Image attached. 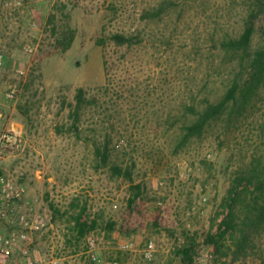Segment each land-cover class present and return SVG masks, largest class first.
Returning a JSON list of instances; mask_svg holds the SVG:
<instances>
[{
    "label": "rangeland",
    "instance_id": "obj_1",
    "mask_svg": "<svg viewBox=\"0 0 264 264\" xmlns=\"http://www.w3.org/2000/svg\"><path fill=\"white\" fill-rule=\"evenodd\" d=\"M161 1L0 0V135L16 134L0 153V169L24 183L27 199L51 223L34 235L28 257L2 264L53 258L56 264H182L178 250L192 237L193 264H264V223L248 240L247 255L236 257L237 234L220 226L233 178L251 162H264V78H253L249 52L222 45L240 34L253 0H176L160 19L141 18ZM52 13L75 30L67 50L48 48L55 41L46 30ZM115 32L132 35L134 44L110 43L107 35ZM261 45L259 25L250 50ZM235 80L236 99L184 143L190 107L218 101ZM15 85L17 94L8 96ZM80 86L93 103L83 111L78 137L68 128ZM95 142L108 147L110 164L130 167L142 185L132 215L130 182L109 166L97 167ZM76 199L88 203L97 222L83 236L71 222ZM259 200L264 205V195Z\"/></svg>",
    "mask_w": 264,
    "mask_h": 264
},
{
    "label": "trees",
    "instance_id": "obj_2",
    "mask_svg": "<svg viewBox=\"0 0 264 264\" xmlns=\"http://www.w3.org/2000/svg\"><path fill=\"white\" fill-rule=\"evenodd\" d=\"M177 6L176 0H162L158 5L151 7L143 12L142 19L147 21H154L160 19L171 8ZM52 25V27H51ZM264 29V0H253L246 16L243 19L242 30L236 37H231L222 42V45L227 50L249 52V62L251 70L254 74V79L257 81L264 78V45L251 49V43L258 27ZM46 30L50 31V38H55L53 43H48V48L67 50L72 45L75 38V30L71 26H62L56 20V14L52 13L47 21ZM110 43L116 46H132L134 44V37L129 34L115 32L107 35ZM103 46L106 45L105 39L101 40ZM50 52V51H49ZM243 63V62H242ZM240 89V84L235 80L232 85L227 89L225 94L218 101H207L205 106L201 109L196 106L190 107L194 113V118L189 123L183 126V142L189 141L194 137H200L207 125L216 117H218L228 104L234 101ZM93 100L87 96V89L78 87L74 96V100L70 104V118L72 124L69 126L68 131L73 132L76 136L80 137V123L83 111ZM94 153L98 158L97 167L109 166L114 175L123 177L130 182L131 195L128 199V212L132 215L138 198L143 194V187L141 184L134 183L132 177V170L130 167H123L118 164H110V154L108 147L102 143H94ZM101 160V161H100ZM100 161V162H99ZM264 195V162L257 160L251 162L248 167L241 169L232 180V184L228 190V195L225 199V206L228 212L224 217L221 228L231 234L236 233V248L233 253L236 256L241 254L247 255V242L250 240L251 235L255 228L264 223V205L261 204L259 197ZM54 212H58L53 204H50ZM73 209L76 213L71 215V222L74 223V229H77L80 236L85 235L89 230L96 226L95 219H91V209L88 203L80 204L76 199L72 203ZM78 210V211H77ZM244 214L242 222L245 227L238 222L240 217L238 214ZM248 221V223H246ZM116 223H109L110 229H115ZM224 230V233L226 232ZM208 243L214 242V236L209 234L206 240ZM198 243L192 237L190 241L181 246L178 254L182 264H193L195 261L196 248Z\"/></svg>",
    "mask_w": 264,
    "mask_h": 264
},
{
    "label": "built area",
    "instance_id": "obj_3",
    "mask_svg": "<svg viewBox=\"0 0 264 264\" xmlns=\"http://www.w3.org/2000/svg\"><path fill=\"white\" fill-rule=\"evenodd\" d=\"M3 63L0 54V66ZM17 94V87L12 86L8 96L14 97ZM16 134L12 131H5L0 135V153L7 146H13ZM1 145L3 146L1 148ZM1 156V155H0ZM51 226L46 215L38 211L27 199L26 187L20 182L18 177L11 172L0 169V264L6 263L16 255L28 257L31 252V244L34 242V235L42 232ZM90 251L93 261L98 260L94 251L95 242ZM129 244L123 247H129ZM154 255L153 243H150L146 250L147 259H152ZM51 264H56L57 259L50 260ZM29 264H43L40 261L29 262ZM112 264H120L117 261Z\"/></svg>",
    "mask_w": 264,
    "mask_h": 264
}]
</instances>
